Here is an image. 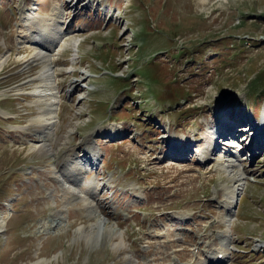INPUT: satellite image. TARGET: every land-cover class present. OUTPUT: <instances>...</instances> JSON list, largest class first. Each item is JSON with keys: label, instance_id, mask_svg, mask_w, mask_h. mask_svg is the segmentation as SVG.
<instances>
[{"label": "rangeland", "instance_id": "rangeland-1", "mask_svg": "<svg viewBox=\"0 0 264 264\" xmlns=\"http://www.w3.org/2000/svg\"><path fill=\"white\" fill-rule=\"evenodd\" d=\"M22 1L0 0L6 22L0 29V214L7 217L0 264H128L130 250L94 242L95 229L76 234L102 206L127 219L119 226L133 264L176 260L172 251L182 237V246L207 250L220 228L233 239L220 264H264V0H82L75 12L67 0ZM55 1L71 34L53 66L58 129L44 130L35 121L42 106L33 94L45 83L42 64L31 58L34 42L19 41L54 32L50 25L43 35L39 18ZM26 18L36 24L27 27ZM246 121L256 126L253 145L235 162L224 161L227 143H213L214 133L224 123L236 129ZM44 141L47 147H39ZM79 165L88 171L76 175ZM70 166L77 169L63 179L88 195L95 190L96 208L77 199L70 192L76 188H66L55 172ZM237 171L245 175L232 212L226 209L227 228L218 220L229 173ZM189 176L193 181H185ZM208 205L210 214L193 210ZM167 239L172 242L163 248ZM208 252L211 263L214 250Z\"/></svg>", "mask_w": 264, "mask_h": 264}, {"label": "bare ground", "instance_id": "bare-ground-1", "mask_svg": "<svg viewBox=\"0 0 264 264\" xmlns=\"http://www.w3.org/2000/svg\"><path fill=\"white\" fill-rule=\"evenodd\" d=\"M200 1V0H199ZM204 1V0H202ZM27 2V1H26ZM196 2V1H195ZM197 3V2H196ZM218 4V3H217ZM201 5V4H200ZM214 6V5H213ZM58 8V5H56L53 9V12H52V16L53 17H56V9ZM194 11V10H193ZM220 11V10H219ZM219 13V12H218ZM200 14V13H199ZM205 15L207 16V14L205 13ZM204 16V15H203ZM53 17H50L52 18V22L51 23H47L45 22V26H46V29H43V30H49L51 31V26H57V28H54V32H50L48 34V36H45L44 39H40L39 37L37 38L36 35H30V33H28L27 35L23 36L24 38H22L23 40H20L19 42L23 41V42H29V41H33L34 42V46L35 47V51L33 52V54L31 55V58L36 61L38 60V62H40L42 64V68L40 70V77L42 82H45L43 85H39V86H35V90L33 91V94L37 97L35 99H38L37 102L41 103V106H42V111L41 113L35 118V121L40 125V127L42 126L44 128V130L46 129H54V125H55V122L56 120L58 119V98H60V96H58V93H59V90L57 89V84L55 83L54 81V75H56V72L54 71V68L53 66L51 65L52 63H55V55H54V51H55V47H56V43L60 40H62V37L64 36L62 34L63 32V29H61V22L57 21L56 19H54L53 21ZM212 17V16H211ZM214 17V16H213ZM30 18L32 19H37L38 16L37 15H33L31 16ZM44 19L45 21V18L47 17H40L39 19ZM217 18V17H216ZM31 20V19H30ZM28 20V18H26L25 20V24L27 25V27H30V25H34L36 24V22L34 23L32 20L30 21ZM207 20V19H206ZM41 23V22H40ZM60 23V24H59ZM39 25V24H38ZM42 25V24H41ZM127 26V25H126ZM124 25V27H126ZM33 29V28H31ZM42 29V28H41ZM61 29V30H60ZM42 35V34H41ZM46 38V39H45ZM73 40V39H71ZM76 41V44H78V40H75ZM66 42V41H65ZM74 42V41H73ZM69 43V42H68ZM70 44V43H69ZM65 45V43H64ZM33 46V48H34ZM69 47V46H68ZM72 47V45H71ZM70 47V48H71ZM81 48V47H80ZM70 50V49H69ZM81 50V49H80ZM77 52V51H76ZM31 54V53H30ZM66 56V55H65ZM79 56V55H78ZM30 59V58H29ZM32 59H31V62H32ZM27 60V59H26ZM33 61V63H34ZM0 62L2 64L3 60L0 59ZM27 62V61H26ZM39 63V64H40ZM38 64V65H39ZM27 65V64H26ZM32 65V64H31ZM61 65V64H60ZM57 66V65H56ZM31 67V66H30ZM37 76V75H36ZM37 80V79H36ZM37 83V82H36ZM40 83V82H39ZM38 83V84H39ZM28 84V83H27ZM32 85V84H31ZM33 87V86H32ZM19 89V88H18ZM32 91V90H31ZM1 94V93H0ZM36 103V101H35ZM56 105V106H55ZM69 108V107H68ZM39 110V109H38ZM41 110V109H40ZM33 117V116H32ZM31 119V118H30ZM59 120V119H58ZM59 125V124H58ZM27 126V125H26ZM60 128V126H59ZM20 129V128H19ZM56 129H58L56 127ZM30 130V128H29ZM28 131V130H27ZM51 131V130H49ZM48 131V132H49ZM46 132V133H48ZM55 132V131H54ZM52 133V132H51ZM45 134V133H44ZM46 135V134H45ZM41 136V135H40ZM60 139V138H59ZM58 139V140H59ZM43 141V140H42ZM225 143H229L228 140H226ZM47 141H44L42 142L39 147H47ZM61 144V143H60ZM32 146V145H31ZM60 146V145H59ZM236 146V145H235ZM51 148V146H49ZM61 147V146H60ZM60 151V150H59ZM61 156V155H60ZM56 157V156H55ZM247 157V156H246ZM217 158V157H216ZM218 158H221L218 157ZM226 160L227 157H224ZM60 159V158H59ZM51 160V159H50ZM61 160V159H60ZM233 161V160H231ZM51 162V161H50ZM66 163V162H65ZM219 164V163H218ZM55 165V163H54ZM220 165V164H219ZM59 166V165H58ZM64 167V166H63ZM78 167V166H77ZM227 167V164L223 167V168H226ZM230 167V166H229ZM228 167V168H229ZM220 168V167H219ZM77 169V168H75ZM74 169V170H75ZM79 173L78 174H82L86 171H88L86 169V167L82 166V165H79ZM56 170V169H55ZM69 172H71L72 170H67ZM221 171V170H220ZM235 171V170H234ZM56 173L60 174L59 171H55ZM222 173V172H221ZM229 173V172H228ZM71 175V173H70ZM229 176L231 178V181L233 182H237V183H232L231 185H228L226 186L225 190H226V207H230V204L232 203V200L234 199L235 197V194L237 193V184L241 181V179H243L244 177V174L243 173H239V172H235V173H229ZM59 177V176H57ZM64 177V176H63ZM68 177V176H67ZM72 178V177H71ZM58 179V178H56ZM228 179V178H227ZM67 180V179H66ZM75 183L78 182L80 183L81 181L78 179V176L75 177ZM247 182V181H246ZM70 184V183H69ZM68 184V182L65 183V187L66 188H71L72 186H70ZM221 184V183H220ZM243 184V183H242ZM224 185V184H223ZM62 188V187H61ZM93 188V187H92ZM222 188V187H221ZM63 190V189H62ZM66 191V190H65ZM63 191V192H65ZM221 191V190H220ZM223 191V190H222ZM90 192V191H89ZM70 193V192H69ZM88 192H86L85 190H80L78 189L77 192H76V197L77 199H82L86 200L87 198V194ZM215 194V193H214ZM215 196V195H214ZM75 197V198H76ZM218 198V197H217ZM225 199V198H224ZM93 200V198H92ZM87 203V202H86ZM89 205L88 206H93L94 204L92 203H88ZM86 205V204H85ZM84 205V206H85ZM96 208V206H94ZM246 208V207H245ZM244 208V209H245ZM93 209V208H92ZM249 209V208H247ZM250 210V209H249ZM253 210V209H252ZM246 211V210H245ZM248 211V210H247ZM101 212L102 213H98V214H94L93 215V223H90L89 224V227L87 229H85V227H79L77 230H76V234L78 235L79 233H84V234H88L92 231V229H95V237H94V242H99L100 240L101 241H104V240H108L110 242V244H112L113 246H116V247H122L123 249H127V250H132L131 248V245H129L125 239V236L126 234L120 230V226H119V222H114L112 218H109L107 217L106 218V215L105 213L102 211L101 209ZM253 212V211H252ZM251 212H249L250 214ZM244 214V213H243ZM246 214V212H245ZM254 214V213H253ZM227 215V218H222L221 221H228V214ZM248 215V214H247ZM245 215V216H247ZM8 216V215H7ZM256 216V214L254 215ZM251 217V216H250ZM6 218L2 213L0 214V231H3L4 227H5V224H6ZM255 219V218H254ZM258 219V218H257ZM58 223H60V221H58ZM45 229L42 230V232H44ZM168 232V231H167ZM218 236L225 239V242L223 241L221 243V245L218 247L219 250H217L215 252V256H212V252H210L209 255H211V260L209 263V261L206 260V263L207 264H213L215 262H213V259L214 260H218V255L219 254H224L225 251H226V246H227V243L231 244L232 243V238H230V235L228 236L226 233H225V230L223 231H220V233H218ZM130 252H127V261H128V264H133L134 263V259L133 257L131 256V253ZM186 249H183L182 250V254L185 255L186 254ZM209 253V252H208ZM47 263V260L46 259H42V261H37V262H33L31 264H46ZM171 264V263H170ZM173 264H180L179 262L176 263V262H173ZM186 264H203V261L202 262H199V261H196V262H192V263H186Z\"/></svg>", "mask_w": 264, "mask_h": 264}]
</instances>
